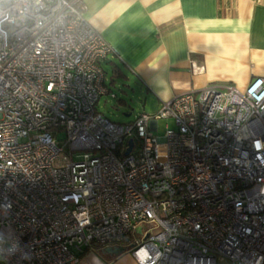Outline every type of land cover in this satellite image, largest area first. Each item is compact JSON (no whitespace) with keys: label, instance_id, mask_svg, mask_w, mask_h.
<instances>
[{"label":"built area","instance_id":"1","mask_svg":"<svg viewBox=\"0 0 264 264\" xmlns=\"http://www.w3.org/2000/svg\"><path fill=\"white\" fill-rule=\"evenodd\" d=\"M83 8L0 0V233L18 243L0 264L118 245L136 264H264V76L111 121V47Z\"/></svg>","mask_w":264,"mask_h":264},{"label":"crops","instance_id":"2","mask_svg":"<svg viewBox=\"0 0 264 264\" xmlns=\"http://www.w3.org/2000/svg\"><path fill=\"white\" fill-rule=\"evenodd\" d=\"M81 2L83 17L111 47L100 62L105 84L112 91L114 80L134 78L155 111L185 91L210 83L242 90L264 76V0ZM102 256L104 264H136L125 251Z\"/></svg>","mask_w":264,"mask_h":264},{"label":"rangeland","instance_id":"3","mask_svg":"<svg viewBox=\"0 0 264 264\" xmlns=\"http://www.w3.org/2000/svg\"><path fill=\"white\" fill-rule=\"evenodd\" d=\"M114 97L109 95L102 96L96 103V110L107 119L125 123L130 122L141 111L150 113L155 112V107H151L152 97L148 95L144 87L132 77L128 79H116L111 85ZM145 100H147L145 104ZM172 125L171 120H167ZM165 120H158L157 135L163 133ZM65 133H57V139H64ZM79 264H104L102 249L100 247H89L83 251L79 258ZM219 264H229L227 260L219 262Z\"/></svg>","mask_w":264,"mask_h":264},{"label":"clouds","instance_id":"4","mask_svg":"<svg viewBox=\"0 0 264 264\" xmlns=\"http://www.w3.org/2000/svg\"><path fill=\"white\" fill-rule=\"evenodd\" d=\"M18 248V243L10 236L0 233V258L14 253Z\"/></svg>","mask_w":264,"mask_h":264},{"label":"water","instance_id":"5","mask_svg":"<svg viewBox=\"0 0 264 264\" xmlns=\"http://www.w3.org/2000/svg\"><path fill=\"white\" fill-rule=\"evenodd\" d=\"M132 144H133V141L132 139H128V148L126 149L125 151V154L129 153L130 150H131V147H132ZM137 232H140L141 229H140V226H138L136 228ZM128 239L126 238L125 241H127ZM125 251V247L122 246V245H118V246H107V247H104L102 249V253L104 254H108V255H111V256H117L121 253H123Z\"/></svg>","mask_w":264,"mask_h":264},{"label":"trees","instance_id":"6","mask_svg":"<svg viewBox=\"0 0 264 264\" xmlns=\"http://www.w3.org/2000/svg\"><path fill=\"white\" fill-rule=\"evenodd\" d=\"M77 6H78L79 8H81V3H78ZM134 140H135V139H134Z\"/></svg>","mask_w":264,"mask_h":264}]
</instances>
